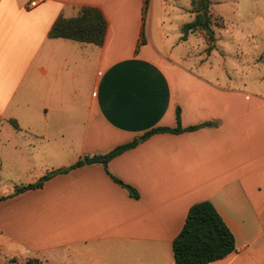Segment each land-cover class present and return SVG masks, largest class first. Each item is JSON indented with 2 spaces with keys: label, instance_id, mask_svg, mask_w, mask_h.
Wrapping results in <instances>:
<instances>
[{
  "label": "crops",
  "instance_id": "crops-1",
  "mask_svg": "<svg viewBox=\"0 0 264 264\" xmlns=\"http://www.w3.org/2000/svg\"><path fill=\"white\" fill-rule=\"evenodd\" d=\"M32 1L0 0V130L19 136L7 147L34 176L84 164L1 201L0 246L48 263L175 264L191 206L209 200L237 242L209 264H264V92L187 57L179 32L155 26L166 0L145 20V0ZM83 6L104 13L103 45L49 36ZM178 108L182 127L207 125L144 138L176 128ZM135 139L108 160L121 182L107 159L85 162Z\"/></svg>",
  "mask_w": 264,
  "mask_h": 264
},
{
  "label": "rangeland",
  "instance_id": "rangeland-1",
  "mask_svg": "<svg viewBox=\"0 0 264 264\" xmlns=\"http://www.w3.org/2000/svg\"><path fill=\"white\" fill-rule=\"evenodd\" d=\"M169 6L166 14L162 4L156 5L155 26L165 21L164 27L170 35L182 36V27L192 20L191 0H166ZM209 12L221 17L223 26L214 24L216 48L207 52L209 42L204 32L190 33L186 39L189 47L187 57L193 60L204 59L214 62L220 70L232 77L235 85L247 84L249 88L264 92V0H209ZM159 22V23H158ZM157 35V34H156ZM19 139L0 130V196H7L15 191L16 186L34 183L42 174L29 173L7 147L9 138ZM45 171V170H43ZM39 173V172H38ZM15 253V254H13ZM14 248L0 246V264H26L31 258H38L48 264L42 254H24L18 256ZM51 264H69L68 259L55 257ZM143 261V260H141ZM140 261V264H142Z\"/></svg>",
  "mask_w": 264,
  "mask_h": 264
},
{
  "label": "trees",
  "instance_id": "trees-1",
  "mask_svg": "<svg viewBox=\"0 0 264 264\" xmlns=\"http://www.w3.org/2000/svg\"><path fill=\"white\" fill-rule=\"evenodd\" d=\"M191 2V13H193L194 16L191 21L183 25L181 38L186 40L190 33L198 31L204 32L209 42L207 52L210 53L216 48V36L213 25L217 23V25L223 26L222 18L209 12V0H191ZM149 4L150 0H145L144 20L146 19ZM107 27V19L100 8L83 6L76 16L65 17L61 15L53 24L49 36L51 38L72 39L101 46L105 42ZM145 41L146 38L143 29L138 47L145 43ZM177 121L178 126L176 128L157 127L145 133L144 138H148L158 132L179 133L207 125L203 124L188 128L182 127L180 108L177 109ZM11 122L17 129L20 128L16 120H11ZM138 143V139H135L107 153V161L104 163V166L115 181L121 182L120 179L111 173L108 167V160L135 147ZM82 164H84L83 161H78L67 168L52 170L46 173L35 183L16 186L14 193L7 196H0V202L28 190L41 188L47 180L51 179L56 174L70 171ZM123 185L128 189L131 196L135 198L139 197V193L134 187L127 184ZM172 247L175 264H209L234 252L237 249V242L235 234L227 225L215 205L211 201L205 200L191 206L185 224L180 233L173 240ZM26 264L43 263L38 258H31Z\"/></svg>",
  "mask_w": 264,
  "mask_h": 264
},
{
  "label": "water",
  "instance_id": "water-1",
  "mask_svg": "<svg viewBox=\"0 0 264 264\" xmlns=\"http://www.w3.org/2000/svg\"><path fill=\"white\" fill-rule=\"evenodd\" d=\"M140 140H141V138H140ZM106 159H107L106 156H103V155H95V156L86 158L85 159V162L87 164L101 163V162H104Z\"/></svg>",
  "mask_w": 264,
  "mask_h": 264
},
{
  "label": "built area",
  "instance_id": "built-area-1",
  "mask_svg": "<svg viewBox=\"0 0 264 264\" xmlns=\"http://www.w3.org/2000/svg\"><path fill=\"white\" fill-rule=\"evenodd\" d=\"M43 0H33L31 3H30V5L31 6H36V5H38L40 2H42Z\"/></svg>",
  "mask_w": 264,
  "mask_h": 264
}]
</instances>
